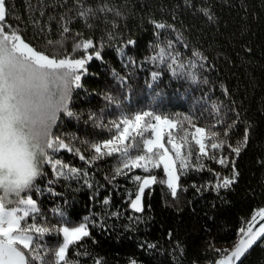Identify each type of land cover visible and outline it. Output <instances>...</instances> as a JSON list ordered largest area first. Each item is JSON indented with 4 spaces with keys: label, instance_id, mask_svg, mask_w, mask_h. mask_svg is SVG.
Listing matches in <instances>:
<instances>
[{
    "label": "trees",
    "instance_id": "trees-1",
    "mask_svg": "<svg viewBox=\"0 0 264 264\" xmlns=\"http://www.w3.org/2000/svg\"><path fill=\"white\" fill-rule=\"evenodd\" d=\"M6 8L3 23L19 29L26 42L50 58L101 53L86 63L82 88L73 94L71 107L79 118L62 116L57 129L85 156L80 161L66 150L60 153L62 162L81 174L49 186L46 180L53 174L46 168L47 176L37 180L41 193H32L43 213L41 226H60L53 209L64 213L67 226L88 218L90 236L70 246L67 258L73 264H217L240 229L264 209V0H6ZM88 10L87 16L79 15ZM154 22L170 27L156 29ZM64 26L70 31L63 33ZM89 39L92 49L73 52L75 43ZM169 42L173 69L167 66L170 59H153ZM153 72L158 73L155 80ZM143 111L175 120V139L183 143L187 132L193 149L191 165L178 172L176 196L156 183L142 196L144 210L135 213L129 206L137 191L132 177L164 179L161 167L117 175L122 157L90 160L96 155L90 145L110 138L113 121ZM89 115L100 117L97 123L106 127L97 128ZM194 127L215 131L218 141H227L217 150L209 142L206 149L217 159L226 156L227 166L203 156L196 160ZM242 144L239 155L231 151ZM187 151L186 144L182 156ZM142 153L132 150L133 156ZM201 163L204 168L196 170ZM233 167L234 183L217 190L216 174L231 179ZM45 235V243L55 248L54 234ZM261 243L240 264H264Z\"/></svg>",
    "mask_w": 264,
    "mask_h": 264
},
{
    "label": "snow or ice",
    "instance_id": "snow-or-ice-1",
    "mask_svg": "<svg viewBox=\"0 0 264 264\" xmlns=\"http://www.w3.org/2000/svg\"><path fill=\"white\" fill-rule=\"evenodd\" d=\"M105 10V8L100 9V11ZM89 11L91 10L81 12L79 15L87 16ZM6 13V0H0V175L7 168L9 174L15 170L22 180L19 183L10 182L8 187L0 189V264H36V262L73 264V261L67 258V254L70 246L75 248L84 238L90 236L88 218L85 217V222L79 223L78 226H67L69 221L65 219L64 213L53 209V212H58L61 217V221L57 222L60 226H41L40 217L43 213L32 193H41L37 180L47 176L46 168L53 174L46 180L49 186L56 179H70L81 174L76 167H70L67 162H62L60 153L66 150L67 153L76 155L80 161H85V156L79 154V149L71 146V137L63 136L57 129L62 123V116L79 118L71 107L73 94L77 89L82 88V75L87 71L86 63L94 57L89 54L86 58H50L49 55L26 42L18 34L19 29H12L3 23L6 20ZM116 15L119 13L117 12ZM154 24L156 29L170 27L163 23L154 22ZM5 27H9L10 31L6 32ZM69 31L66 26L62 28L63 33ZM49 43L53 42L49 41ZM128 44H134V41L129 40ZM171 47L170 42L160 47L158 55L153 59L160 62H167L170 59L171 63L167 66L172 68L176 59L168 51ZM92 48L93 41L89 39L75 43L73 52ZM194 55L200 56V53L196 52ZM94 56L97 59L101 58L100 51L95 50ZM157 76L158 73H152L154 80ZM191 79L195 80L196 77L192 75ZM146 118H151L154 122L145 123ZM88 120H92L101 130L106 127L103 122L97 123L100 117L94 118L89 115ZM184 120L191 124L190 117L185 116ZM176 128L175 120L151 111H143L134 114L131 118L125 116L113 121L112 126L108 128L112 133L110 138L104 139L102 144L90 145L96 154L91 155L90 160L113 155L122 157L123 168L116 169L117 175L126 174L124 170L132 169H142L144 173H150L163 166L165 179L158 180L155 174L144 176L137 174L132 177L136 182L137 191L135 198L130 199L129 206L137 213L144 210L142 196L145 190L156 183L166 184L171 194L176 196L180 179L178 172L182 173L191 165L193 145L188 144L187 132L183 134V143H175L172 130ZM166 129L167 143L171 145L174 156L164 142ZM224 135L227 136L228 133L225 132ZM218 136L219 133L215 131L206 132L204 127H195L191 139L198 146L197 161L203 156L227 166L226 156L217 159L206 150L209 142L212 150L224 147L227 141H218ZM247 140L248 136L245 133L243 144H246ZM130 141L132 143H128ZM186 144L187 155L182 156L181 149ZM243 144L237 147L229 145V147L233 153L239 155ZM132 150L142 151L145 154L133 156ZM21 159L27 162L23 169L19 168ZM203 168L204 165L201 163L197 165L196 170ZM236 175L234 167L231 179L224 177L221 180L217 173L218 183L215 185L217 190L228 188L234 183ZM48 191L51 192V187H48ZM104 203L108 204L109 201L105 199ZM259 214L261 219H264V209H261ZM252 219L254 221L256 216ZM240 233L242 235L233 250L224 254L217 264H237L253 245L264 237V225L255 230L251 226L246 230L241 228ZM45 234H54L55 248L45 243ZM50 257H54V260L49 259Z\"/></svg>",
    "mask_w": 264,
    "mask_h": 264
},
{
    "label": "clouds",
    "instance_id": "clouds-1",
    "mask_svg": "<svg viewBox=\"0 0 264 264\" xmlns=\"http://www.w3.org/2000/svg\"><path fill=\"white\" fill-rule=\"evenodd\" d=\"M26 161L24 159H21L19 161V168L23 169L26 165ZM22 180L21 176H18L16 174V171L13 170L11 174H9V171L7 168H5L4 173L0 175V189H4L5 187H8L10 185V182H17L19 183Z\"/></svg>",
    "mask_w": 264,
    "mask_h": 264
},
{
    "label": "water",
    "instance_id": "water-1",
    "mask_svg": "<svg viewBox=\"0 0 264 264\" xmlns=\"http://www.w3.org/2000/svg\"><path fill=\"white\" fill-rule=\"evenodd\" d=\"M261 225H264V219H261V216H260V214L256 217V219L253 221H251V223L245 228V230L249 227V226H251V227H253V230H255V229H258ZM241 235L242 234H240V236H239V238L237 239V241H236V243L238 242V240L240 239V237H241ZM264 240V237H261L258 241H257V243L255 244V245H253V247L251 248V249H253L255 246H257L258 244H260L262 241ZM236 243L234 244V246L227 252V253H230L232 250H233V248L235 247V245H236ZM250 249V250H251ZM249 250V251H250ZM248 251V252H249ZM247 252V253H248ZM246 253V254H247ZM226 254V253H225ZM246 254H245V256H246ZM245 256H243L242 258H241V260L240 261H238L237 262V264H240L241 263V261L243 260V258L245 257ZM222 259V258H221Z\"/></svg>",
    "mask_w": 264,
    "mask_h": 264
},
{
    "label": "rangeland",
    "instance_id": "rangeland-1",
    "mask_svg": "<svg viewBox=\"0 0 264 264\" xmlns=\"http://www.w3.org/2000/svg\"><path fill=\"white\" fill-rule=\"evenodd\" d=\"M93 57H95V56H93ZM86 58V57H85ZM169 63H171V62H169ZM168 63V64H169ZM175 67V65L174 64H172V68H170V69H173ZM149 121H145V123H148ZM152 122H154V121H152ZM194 130H195V127L193 128V130H192V132H191V134L194 132ZM173 131V130H172ZM173 135V134H172ZM146 136H147V134H146ZM173 137H174V135H173ZM148 138H150V137H148ZM167 140H168V130L166 129V131H165V139H164V142H165V145H166V147H168L169 148V151L170 152H172V148H171V145H169L168 143H167ZM174 142L175 143H177V144H180L181 142H179L178 140H176L175 139V137H174ZM194 142V141H193ZM198 147V146H197ZM103 150V149H102ZM104 151H106V150H104ZM155 151V150H154ZM162 151V150H161ZM181 152H182V149H181ZM142 154H145L144 152L142 153ZM172 154H173V156L175 155L174 154V152H172ZM178 162V161H177ZM163 168V166L161 165V169ZM147 175H151V174H147ZM166 177L164 176V179H165ZM166 185V184H165ZM166 187H167V185H166ZM168 188V187H167ZM178 189V188H177ZM168 190H169V192L171 193V190L168 188ZM172 195V194H171ZM135 198V196L132 198V199H134ZM131 209V208H130ZM132 210V209H131ZM133 212H135L134 210H132ZM135 213H137V212H135ZM140 213V212H139ZM79 224H77V225H75V226H78ZM263 246H264V240L262 241V243H261Z\"/></svg>",
    "mask_w": 264,
    "mask_h": 264
}]
</instances>
